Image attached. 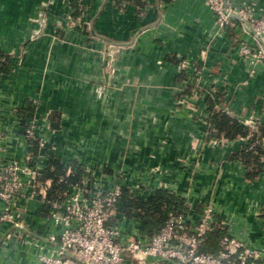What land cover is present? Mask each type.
<instances>
[{"label": "crops", "instance_id": "obj_1", "mask_svg": "<svg viewBox=\"0 0 264 264\" xmlns=\"http://www.w3.org/2000/svg\"><path fill=\"white\" fill-rule=\"evenodd\" d=\"M73 1L0 0L12 60L0 73V156L23 160L34 118L43 168L52 152L92 168V182L124 171L136 195L164 188L196 212L212 202L226 230L264 251V155L251 180L231 158L245 139L207 136L209 95L246 125L264 122V64L250 76L239 53L251 38L238 24L221 35L204 0H76L78 16ZM230 1L264 13V0ZM22 203L31 233L0 241V264H40L52 227L39 198Z\"/></svg>", "mask_w": 264, "mask_h": 264}, {"label": "built area", "instance_id": "obj_2", "mask_svg": "<svg viewBox=\"0 0 264 264\" xmlns=\"http://www.w3.org/2000/svg\"><path fill=\"white\" fill-rule=\"evenodd\" d=\"M204 2L214 13L221 35L226 34L230 25L238 24L251 38V41H239V53L248 64L249 75L254 76L257 66L264 64V13L257 15L247 3L237 4L230 0L226 3L224 0ZM114 50L109 53L112 58ZM33 119L24 130L29 149L23 160L0 156V241L31 233L26 230L22 202L31 198L44 202L46 197L48 182L44 186L38 185L37 176L43 167L39 155L35 161L30 149V140L37 138ZM1 139L0 133V142ZM39 144L46 146L48 143L39 139ZM85 170L87 175L82 184L71 185L62 199L48 201L50 206L43 222L52 229H48L41 240L40 264L264 263V251L260 247L228 230L220 240L222 248L219 251L202 250L208 234L218 222L225 226L217 218L214 203H204L200 212L194 207L179 213L170 212L159 231L146 235L141 233L136 220L117 216L116 202L123 188L131 190L126 173H115L104 185L92 182V168L85 167Z\"/></svg>", "mask_w": 264, "mask_h": 264}, {"label": "trees", "instance_id": "obj_3", "mask_svg": "<svg viewBox=\"0 0 264 264\" xmlns=\"http://www.w3.org/2000/svg\"><path fill=\"white\" fill-rule=\"evenodd\" d=\"M74 15L81 13L79 3L74 0ZM239 23L237 19H233ZM230 25L228 28H230ZM12 60L8 54L0 51V73L8 72L11 69ZM222 99L221 93L218 95ZM209 116V139H245L241 149L232 153L231 158L240 159L247 166V178L256 179L262 170V156L264 155V122H257L255 127L242 123L229 111L217 106L212 96L207 98ZM31 151L38 156L39 142L31 139ZM47 165L37 176V183L44 186L48 182L46 197L44 198V213L49 209V200L63 198V193L73 184H82L87 172L85 167L77 160L69 164L63 163L59 158L50 152ZM68 166L70 170L68 171ZM189 208L183 198L164 188H158L151 193L136 195L128 187H124L122 194L116 202L117 216H123L129 220H136L140 231L146 235H152L159 231L165 223L170 212H183ZM116 221V220H114ZM227 234L226 227L218 222L216 228L206 238L202 247L203 251L217 252L222 248L220 240Z\"/></svg>", "mask_w": 264, "mask_h": 264}, {"label": "water", "instance_id": "obj_4", "mask_svg": "<svg viewBox=\"0 0 264 264\" xmlns=\"http://www.w3.org/2000/svg\"><path fill=\"white\" fill-rule=\"evenodd\" d=\"M224 3H226V0H224ZM27 231H29L28 229H26ZM57 247H59L57 244H55Z\"/></svg>", "mask_w": 264, "mask_h": 264}]
</instances>
